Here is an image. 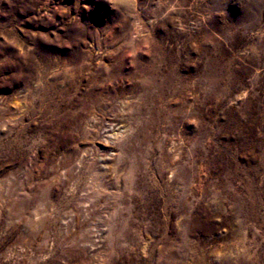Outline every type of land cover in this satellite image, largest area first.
I'll list each match as a JSON object with an SVG mask.
<instances>
[{
	"label": "rangeland",
	"instance_id": "obj_1",
	"mask_svg": "<svg viewBox=\"0 0 264 264\" xmlns=\"http://www.w3.org/2000/svg\"><path fill=\"white\" fill-rule=\"evenodd\" d=\"M0 264H264V0H0Z\"/></svg>",
	"mask_w": 264,
	"mask_h": 264
}]
</instances>
